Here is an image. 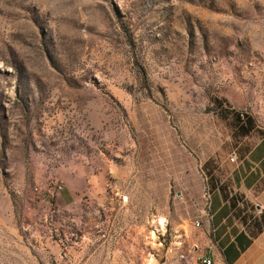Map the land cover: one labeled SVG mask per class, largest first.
<instances>
[{"label":"rangeland","instance_id":"rangeland-1","mask_svg":"<svg viewBox=\"0 0 264 264\" xmlns=\"http://www.w3.org/2000/svg\"><path fill=\"white\" fill-rule=\"evenodd\" d=\"M262 135L264 0H0V264H201Z\"/></svg>","mask_w":264,"mask_h":264},{"label":"crops","instance_id":"crops-1","mask_svg":"<svg viewBox=\"0 0 264 264\" xmlns=\"http://www.w3.org/2000/svg\"><path fill=\"white\" fill-rule=\"evenodd\" d=\"M232 155L236 160L226 166V186L215 184L209 191L206 227L211 230L213 250L199 257L209 259L212 264H264V135L244 152ZM82 179L74 175V179L61 181L72 207L78 195L93 192L92 182L83 185ZM56 181L45 169L41 181L33 183L38 192L33 193L31 200H38L39 208L45 206L47 194ZM106 243L102 238L96 251L100 252Z\"/></svg>","mask_w":264,"mask_h":264},{"label":"built area","instance_id":"built-area-1","mask_svg":"<svg viewBox=\"0 0 264 264\" xmlns=\"http://www.w3.org/2000/svg\"><path fill=\"white\" fill-rule=\"evenodd\" d=\"M235 160H236L235 155H232V156L230 157V161L233 162V161H235ZM35 192L37 193L38 190L35 189ZM47 196H49V205H48V207H49V215H48V219H50V218H52L54 215L58 214V213H59V210H58V208L54 205V203L52 202V201H53V200H52V196L49 195V194H47ZM206 202H207V204L209 203V192H207V191H206ZM199 225H200L199 222H196V226L198 227ZM199 261H200L201 264H208V259H207V258H200Z\"/></svg>","mask_w":264,"mask_h":264},{"label":"bare ground","instance_id":"bare-ground-1","mask_svg":"<svg viewBox=\"0 0 264 264\" xmlns=\"http://www.w3.org/2000/svg\"><path fill=\"white\" fill-rule=\"evenodd\" d=\"M165 221L163 219H155L152 223L153 228L152 232L150 233V239L155 240L157 234V228L163 229ZM147 264H155L154 259H149ZM208 264H212V262L208 259Z\"/></svg>","mask_w":264,"mask_h":264}]
</instances>
